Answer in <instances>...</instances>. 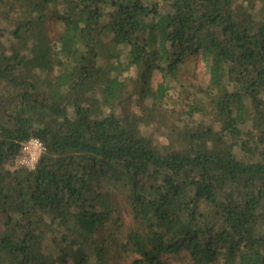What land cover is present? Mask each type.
I'll return each mask as SVG.
<instances>
[{"label":"trees","instance_id":"obj_1","mask_svg":"<svg viewBox=\"0 0 264 264\" xmlns=\"http://www.w3.org/2000/svg\"><path fill=\"white\" fill-rule=\"evenodd\" d=\"M169 258L264 264V0H0V264Z\"/></svg>","mask_w":264,"mask_h":264},{"label":"rangeland","instance_id":"obj_2","mask_svg":"<svg viewBox=\"0 0 264 264\" xmlns=\"http://www.w3.org/2000/svg\"><path fill=\"white\" fill-rule=\"evenodd\" d=\"M236 2H241L242 0H235ZM53 9H57L59 11H62L63 6L60 4L54 5ZM51 9V11L53 10ZM50 11V12H51ZM49 12V16L46 20V24L48 26V32L49 34H52L53 32H56L58 30L61 29V25L60 23L57 22V20L54 19L53 15ZM190 73V72H189ZM191 75H193V82L198 86V87H203L204 84L207 83L208 78H209V74L206 71V68L204 66V63H202L201 61H199L198 59H196V62L193 65V68L191 69ZM130 75H134L133 72H131ZM187 75L190 74H186V73H182L181 77L182 78H186ZM161 81V77L159 76H155L154 80H153V87L155 91L157 89L158 83ZM161 83V82H160ZM167 86L166 90L165 87ZM157 91V90H156ZM183 93L181 92V88L178 85V83H176L173 79H167L165 84L163 86L160 87V89H158L157 91V103H158V110L159 112L161 111V113H163L162 117H158L156 116V111L155 113H152L150 115V117L148 116V118L143 122L142 124V129L143 132L145 134H148L150 136L153 137H159L160 136V132L163 128H167L168 131H170L173 127H175L177 124L170 122L168 120H165L164 118V111H168L169 109L172 108H177V105L175 104L174 100H181L183 98ZM198 96H200L203 100H206V96L203 93H198ZM151 98L146 99L144 102L147 103L146 105H151ZM135 113L136 115H138L139 111H134L132 110V106H127V107H123V113ZM154 115V116H153ZM153 116V117H152ZM160 138L163 139V137L160 136ZM241 154V153H240ZM19 166V164L15 161L13 163V165L11 166V168L17 167ZM119 209H121V212L124 214L125 219L129 218V212L123 207V205L121 204L119 206ZM171 261V264H187V263H183L180 262L178 260H174L169 258ZM130 263V259H121L120 264H129Z\"/></svg>","mask_w":264,"mask_h":264},{"label":"built area","instance_id":"obj_3","mask_svg":"<svg viewBox=\"0 0 264 264\" xmlns=\"http://www.w3.org/2000/svg\"><path fill=\"white\" fill-rule=\"evenodd\" d=\"M43 151V143L37 138H30L22 143L21 151L16 162L19 165L33 169Z\"/></svg>","mask_w":264,"mask_h":264}]
</instances>
